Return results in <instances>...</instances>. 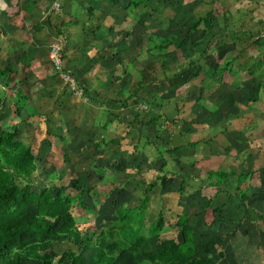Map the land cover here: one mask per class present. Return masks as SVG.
Here are the masks:
<instances>
[{"label":"crops","instance_id":"crops-1","mask_svg":"<svg viewBox=\"0 0 264 264\" xmlns=\"http://www.w3.org/2000/svg\"><path fill=\"white\" fill-rule=\"evenodd\" d=\"M132 1L0 0V126L43 155L36 176L53 187L107 175L134 208L155 182L146 218L185 215L220 237L219 264H264V0ZM171 35L170 55L148 54Z\"/></svg>","mask_w":264,"mask_h":264},{"label":"trees","instance_id":"trees-1","mask_svg":"<svg viewBox=\"0 0 264 264\" xmlns=\"http://www.w3.org/2000/svg\"><path fill=\"white\" fill-rule=\"evenodd\" d=\"M144 2L133 0L131 5ZM201 22L205 21L199 20L189 29ZM175 40L172 35L149 37L148 54L166 58ZM187 72L188 68H181L177 73ZM142 86L140 80L136 91ZM4 101L0 97V108ZM108 144L102 140L95 148ZM37 170V158L31 147L19 140L17 128L0 126V264H219L224 256L218 250L220 237L197 231L185 215L178 216L173 225L181 243L162 237L167 223L164 210L147 222L155 182L142 183L139 205L127 208L122 203L101 201L98 188L82 186L77 178L68 186L57 185L55 191L52 185L34 188ZM102 176L101 186L112 182ZM85 199L92 206L105 204L110 223L98 228L86 219L78 221L73 210L86 211ZM64 243L72 248L60 254L56 246Z\"/></svg>","mask_w":264,"mask_h":264},{"label":"rangeland","instance_id":"rangeland-1","mask_svg":"<svg viewBox=\"0 0 264 264\" xmlns=\"http://www.w3.org/2000/svg\"><path fill=\"white\" fill-rule=\"evenodd\" d=\"M187 58H190V57H187ZM2 96L3 95L0 93V97H2ZM147 107H150V106L148 105ZM147 110L148 109H146V110L144 109L143 110L144 113ZM92 152H94V150ZM41 156H43V155H40V157H37V161L40 160ZM36 175H38V174H35V177H34V183H35L34 184V188H38V187L44 186L43 183L48 184L49 181L47 179H45L43 177L42 178H40V177L38 178V176H36ZM42 175L43 174H41V176ZM56 177H57L56 175H53V176H51V179H54ZM53 184H54V187H52V191H55L57 189V185L58 186L59 185H61V186L62 185H64V186L70 185V184L67 183V181H64V180L56 181ZM48 185H50V183ZM137 187H140L142 189L143 186H141V184H139V185H137ZM141 189L140 190H137V193L139 191L141 192ZM120 191H121V189H119L118 191L116 190V185L113 182L109 183V185H106V186H100L99 187L100 200L103 201V200L106 199L107 200V203H110V204L111 203L112 204L113 203H116L117 201L120 200L119 195H118ZM133 194H134L133 196H136L137 195L135 191H134ZM85 201H89V200L86 199ZM136 202H137V199L135 200V198H134V202L131 205L135 204ZM85 204H86V208H87V210H86V213L87 214H85L84 211L83 210H80V208H78V207H75L74 210H73V213L76 216V219L78 221L82 222L84 219H87L89 221L95 220V222H96V224L98 226H102L105 223H108V224L110 223L109 220H110L111 216H109L108 211H105V209L104 208L102 209V207H101V208H99L98 211H95V212L89 214L90 209L92 207L87 202H85ZM155 210H157V209H155ZM156 212L157 211H153V213L152 212L148 213L147 218H146L148 222H152V220H154L156 218V216H157L156 215ZM82 216H84V217H82ZM166 220H168L167 221L168 222L167 224H169V225L166 228L167 230L162 234V237L163 238H173L176 241H178L179 236H178L177 232L173 229V227H171V225L173 226V223L175 221V216L174 215H169L168 217L166 216ZM202 232L209 233V231L206 230V229H202ZM69 248H72V246H70V245H68L66 243L56 246V250L60 254H62V252L64 250L69 249Z\"/></svg>","mask_w":264,"mask_h":264},{"label":"built area","instance_id":"built-area-1","mask_svg":"<svg viewBox=\"0 0 264 264\" xmlns=\"http://www.w3.org/2000/svg\"><path fill=\"white\" fill-rule=\"evenodd\" d=\"M58 7L59 5L55 4L54 9H57ZM48 57L54 71L57 73L60 80L68 87L71 93L75 96H81L82 90L77 89L75 78L65 71L62 51L59 46L51 45ZM143 109H147V107L143 106Z\"/></svg>","mask_w":264,"mask_h":264}]
</instances>
